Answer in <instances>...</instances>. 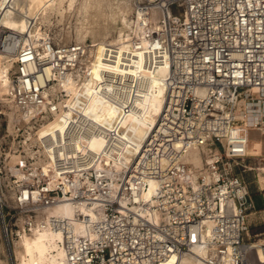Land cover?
I'll use <instances>...</instances> for the list:
<instances>
[{"label":"bare ground","instance_id":"1","mask_svg":"<svg viewBox=\"0 0 264 264\" xmlns=\"http://www.w3.org/2000/svg\"><path fill=\"white\" fill-rule=\"evenodd\" d=\"M138 1L143 0H6L0 12V110L9 143L7 151L0 147V159L17 178L26 176L17 164H32L41 168L49 186L64 184L66 192L69 183L53 170L54 164L115 169L122 164H185L194 185L207 174L205 164L223 158L219 150L205 152L217 141L227 142L226 164L249 150L261 152L260 141L248 140L247 133L264 130V91L189 88L199 100L191 111L198 119H185L186 86L169 87L164 38L150 37L163 29L161 16L172 14L158 5L142 14ZM58 23L62 29L53 40L50 32ZM190 38L186 33L185 40ZM52 43L58 45L57 54ZM35 94L42 99L39 104ZM210 106L214 110H207ZM206 115L215 120L206 122L208 130ZM87 214L66 202L47 212L76 229L83 226L76 216ZM3 233L12 264H65L60 233L21 228L10 245ZM263 246L259 240L261 261ZM9 256L0 264H11ZM182 263L190 264V258L183 257Z\"/></svg>","mask_w":264,"mask_h":264},{"label":"built area","instance_id":"2","mask_svg":"<svg viewBox=\"0 0 264 264\" xmlns=\"http://www.w3.org/2000/svg\"><path fill=\"white\" fill-rule=\"evenodd\" d=\"M153 5L172 14L161 16L163 29L150 37L164 38L169 87L186 86L185 119H198L191 111L199 100L189 88L264 91V0H143L135 6L143 14ZM52 48L57 54L58 45ZM34 98L37 104L42 101L38 94ZM213 118L204 116L205 127ZM222 160L205 164L207 174L194 185L185 164H122L119 169L54 164L53 170L69 183L66 192L64 184L49 186L41 168L17 164L23 179L0 172V227L8 245L21 228L60 233L65 264H183V257L190 264H264L259 240H251L248 226L255 208L246 183L234 172L237 166L246 167ZM2 181H11L12 204L4 198ZM60 202L89 212L76 216L80 229L47 216Z\"/></svg>","mask_w":264,"mask_h":264},{"label":"rangeland","instance_id":"3","mask_svg":"<svg viewBox=\"0 0 264 264\" xmlns=\"http://www.w3.org/2000/svg\"><path fill=\"white\" fill-rule=\"evenodd\" d=\"M5 2H6V0H0V12H1L2 8L4 7ZM61 29H62V24H59V23L55 24L54 27L52 28L51 32H50L51 39L54 40L56 35H58L60 33ZM52 44L54 46H57L54 43H52ZM16 77H17V75L14 77L15 81L17 79ZM1 107H3V106L0 103V108ZM3 118H4V116H3V114L1 113V110H0V141H1L0 142L1 143L0 147L2 148V150L7 151L9 139L5 138L6 135H5L4 131H5L6 122H5V120ZM263 122H264V118H263ZM237 125H240V124L238 123ZM247 137H248V140H250V141L259 139V140L264 142V131L248 130ZM226 149H227V142H225V141H223L221 143L220 142H215L214 145H209L208 148L205 150V152L210 153L211 151L219 150L221 155H222V157H223L222 159L225 160V156H226V152L225 151H226ZM244 159L246 160L247 157H245ZM244 159H240L239 161H242ZM226 161H227V158H226ZM226 161H225V163H226ZM3 162H4V160L0 159V172L3 173V175L4 174H9V172H11V170H10V168L8 169L9 166L4 164ZM231 163L232 164H240L239 162L235 163L234 161H232ZM22 165H24V164H22ZM203 167H204V164H203ZM263 168H264V166H261L259 168V179L262 180L261 182H264V172H262V170H261ZM10 182L2 181V183H1V186H2L3 190H4V188L7 190L6 197L5 196L4 197L7 200L8 204H12V197L11 196H12V193H13L12 192L13 187L10 186ZM259 184H260V181H259ZM263 186H264V184H263ZM254 226H256V227H254ZM2 231H3V229L0 227V260L5 262V261H7L9 255H8L7 251L5 250V245H4V240L5 239H4V233L2 234ZM249 231H250V235L252 237L251 238L252 241H254V240H256V241L257 240H264V212H259V224L252 225L251 227H249ZM254 235H259V236L258 237H253ZM3 245H4V247H3ZM10 260L11 259H10V256H9V263H11Z\"/></svg>","mask_w":264,"mask_h":264},{"label":"crops","instance_id":"4","mask_svg":"<svg viewBox=\"0 0 264 264\" xmlns=\"http://www.w3.org/2000/svg\"><path fill=\"white\" fill-rule=\"evenodd\" d=\"M239 124L242 125V122H239ZM256 141L261 143V152L253 153L249 150L245 156L232 158L235 163L239 162L241 164L243 162L242 164L246 167L245 170L237 167L234 172L246 183L251 202L255 208V212H252L248 217L249 227L259 224V212H264V182L259 179V168L264 166V142L259 139ZM243 157H247V159L239 161Z\"/></svg>","mask_w":264,"mask_h":264}]
</instances>
